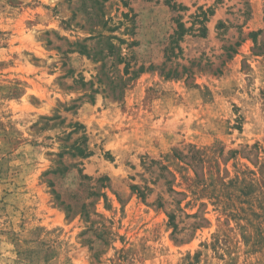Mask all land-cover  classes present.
I'll return each mask as SVG.
<instances>
[{
	"label": "rangeland",
	"instance_id": "374dc122",
	"mask_svg": "<svg viewBox=\"0 0 264 264\" xmlns=\"http://www.w3.org/2000/svg\"><path fill=\"white\" fill-rule=\"evenodd\" d=\"M0 264H264V0H0Z\"/></svg>",
	"mask_w": 264,
	"mask_h": 264
},
{
	"label": "trees",
	"instance_id": "16d2710c",
	"mask_svg": "<svg viewBox=\"0 0 264 264\" xmlns=\"http://www.w3.org/2000/svg\"><path fill=\"white\" fill-rule=\"evenodd\" d=\"M171 219H174L175 217L172 214H169ZM173 222V220H172Z\"/></svg>",
	"mask_w": 264,
	"mask_h": 264
}]
</instances>
